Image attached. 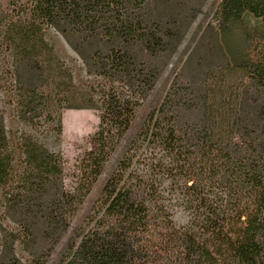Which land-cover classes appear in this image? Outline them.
I'll list each match as a JSON object with an SVG mask.
<instances>
[{"label":"trees","instance_id":"trees-1","mask_svg":"<svg viewBox=\"0 0 264 264\" xmlns=\"http://www.w3.org/2000/svg\"><path fill=\"white\" fill-rule=\"evenodd\" d=\"M168 3L30 0L26 6L12 3L10 12L0 5V57L5 53L52 80L64 71L54 58L55 42L48 34L54 31L88 74L104 81L77 93L69 76L63 84L69 104L59 106L99 113L93 148L84 156V167L93 175L84 193L64 191L59 184L60 110L47 112L53 133L47 145L21 137L8 151L0 128V206L6 214V228L0 224V264H44L69 229L102 165L118 150L155 86L160 61L177 48L181 20L172 7L158 11ZM214 19L227 48L234 34L249 27L246 40L251 36L264 51V0H221ZM233 57L263 92L264 56L253 60L241 52ZM173 90L126 141L124 157L103 189L102 215L67 247L58 264H158L162 254L171 258L164 264H264V104L251 111L250 104H171L177 95ZM180 110L191 118L179 119ZM175 208L187 214L185 224H175ZM7 223L16 228L9 230ZM39 239L50 241L51 249L38 254Z\"/></svg>","mask_w":264,"mask_h":264},{"label":"rangeland","instance_id":"rangeland-1","mask_svg":"<svg viewBox=\"0 0 264 264\" xmlns=\"http://www.w3.org/2000/svg\"><path fill=\"white\" fill-rule=\"evenodd\" d=\"M29 1L0 0V5L5 11L10 12L12 3L26 6ZM220 2L221 0H169V5L158 7V11L162 13L172 7L177 19L182 22L180 23L182 33L177 48L169 57L160 61L161 74L155 86L137 110L135 119L118 150L102 165L100 174L92 182L88 193L71 218L69 229L52 249L50 241L38 240L36 248L39 249L38 254L51 249L44 264H58L67 247L78 243L82 235L100 218L106 205V198L103 196L105 183L119 167L124 157L126 141L131 140L142 129L149 113L163 103L172 86L177 95L173 96L171 104H209L210 102L211 104H250L251 108L247 109L250 111L255 104H264V90L261 92L256 89L248 74L237 65L233 57L242 52L253 60H258L264 56L263 48L254 38L251 41V36L246 40L245 33L249 35V27H242L230 38V47L224 45L214 19L215 10ZM48 34L55 42V61L63 66L64 70L55 74L52 80L38 70L28 69L12 59H7L6 54L2 53L0 128H3L6 135L4 142L9 146L8 151L21 137L31 136L47 145L53 137L46 123L47 112L60 110L63 124L61 144L63 165L59 184L64 191L73 193L79 188L81 193H84L86 182L93 178L90 169L84 167L86 165L84 156L93 148L91 139L98 127L99 113L96 110H75L59 106L69 104L63 92V84L69 81V76L74 79L77 93H85L89 86L103 85L104 81L93 74H88L81 59L71 51L59 35H55L54 31H49ZM25 104H31L28 109L35 111L30 115L25 113V110H28ZM180 112L179 119L182 121L191 118L186 112L182 110ZM12 164L15 170L18 169L19 159L15 157ZM2 210L0 206V224L6 228V214H3ZM187 220V214L175 208V224L180 226ZM7 225L9 230L16 228L9 223ZM19 253L26 259H32L23 250ZM160 256L162 259L158 264L171 260L170 257L167 260L165 254Z\"/></svg>","mask_w":264,"mask_h":264}]
</instances>
